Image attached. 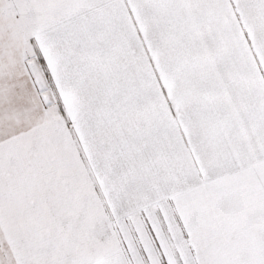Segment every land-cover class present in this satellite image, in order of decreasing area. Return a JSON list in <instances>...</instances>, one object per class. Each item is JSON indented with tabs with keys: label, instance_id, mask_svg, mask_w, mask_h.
Here are the masks:
<instances>
[{
	"label": "snow or ice",
	"instance_id": "obj_1",
	"mask_svg": "<svg viewBox=\"0 0 264 264\" xmlns=\"http://www.w3.org/2000/svg\"><path fill=\"white\" fill-rule=\"evenodd\" d=\"M0 264H264V0H0Z\"/></svg>",
	"mask_w": 264,
	"mask_h": 264
}]
</instances>
